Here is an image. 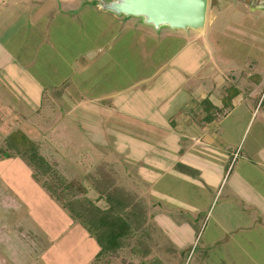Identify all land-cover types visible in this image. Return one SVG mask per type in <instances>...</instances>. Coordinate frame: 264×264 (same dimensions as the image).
<instances>
[{"label": "rangeland", "instance_id": "1", "mask_svg": "<svg viewBox=\"0 0 264 264\" xmlns=\"http://www.w3.org/2000/svg\"><path fill=\"white\" fill-rule=\"evenodd\" d=\"M94 1L78 21L47 15L48 42L21 28L24 18L0 29V264H64L54 253L59 245L68 264H231L236 257L224 247L231 234L216 223L222 198L210 211L206 198H192L199 218L188 230V198H137L131 182L134 166L158 157L144 144L149 137L136 145L152 124L132 117L142 110L149 118L144 103L165 97L159 79L171 68L151 88L140 79L169 65L173 51L188 47L200 29L156 26L109 9L119 0L97 11ZM103 11L116 15L110 21ZM14 12L0 9V19ZM98 47L94 60L90 52ZM18 130L25 137L10 140ZM138 148L148 150L129 154ZM121 163L135 170L124 171L130 182L121 178ZM105 212L113 219L122 212L130 226L120 248L107 252L96 240Z\"/></svg>", "mask_w": 264, "mask_h": 264}, {"label": "crops", "instance_id": "2", "mask_svg": "<svg viewBox=\"0 0 264 264\" xmlns=\"http://www.w3.org/2000/svg\"><path fill=\"white\" fill-rule=\"evenodd\" d=\"M77 1L0 0V9L15 11L12 16H16L6 22L7 16H3L0 29L24 18L21 28L30 26L48 42L47 15L78 21L77 14L95 2L79 6ZM105 1L113 2L96 0L91 9L99 11ZM103 12L105 17L110 15V21L116 15ZM119 25L121 31L126 29ZM200 31L199 36L188 37V47L173 51L169 65L161 63L152 77L140 79L148 89L166 67L172 69L163 82L159 79L165 97L144 103L149 118H143L142 110L132 115L152 124L151 132L144 130L142 138L138 134L136 145L149 137L144 144L158 157L148 158V167L138 158L141 162L134 166L137 172L131 182L136 184L137 198H188V230L199 218L198 199L192 198H206L209 211L215 199L222 198L216 203L220 209L216 223L231 234L224 241L225 249L229 247L236 257L230 263L264 264V0H215ZM98 50L100 47L90 52L94 60L101 57ZM146 150L138 148L129 154L139 157ZM125 168L121 163V178H128L130 169L135 171ZM54 248L57 260L65 264L64 249L60 245Z\"/></svg>", "mask_w": 264, "mask_h": 264}, {"label": "water", "instance_id": "3", "mask_svg": "<svg viewBox=\"0 0 264 264\" xmlns=\"http://www.w3.org/2000/svg\"><path fill=\"white\" fill-rule=\"evenodd\" d=\"M209 0H119L109 9L117 13L143 15L146 22L179 29H200L206 23Z\"/></svg>", "mask_w": 264, "mask_h": 264}, {"label": "trees", "instance_id": "4", "mask_svg": "<svg viewBox=\"0 0 264 264\" xmlns=\"http://www.w3.org/2000/svg\"><path fill=\"white\" fill-rule=\"evenodd\" d=\"M17 133H22L25 137V134L18 130L9 135L10 140H14V135ZM112 219L111 214L109 215L106 212L99 218V229L97 230V236H95L103 252L119 249L123 238L129 234L130 226L122 212L115 219Z\"/></svg>", "mask_w": 264, "mask_h": 264}]
</instances>
